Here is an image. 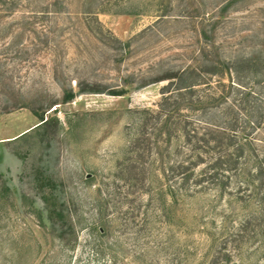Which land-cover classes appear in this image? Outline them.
Wrapping results in <instances>:
<instances>
[{
	"label": "rangeland",
	"instance_id": "rangeland-1",
	"mask_svg": "<svg viewBox=\"0 0 264 264\" xmlns=\"http://www.w3.org/2000/svg\"><path fill=\"white\" fill-rule=\"evenodd\" d=\"M227 1L0 3V264L212 262L223 249L219 232L240 217L229 214L224 200L200 195L175 206L165 225L145 194L134 201L127 158L137 110L155 106L166 83L151 80L192 62L201 28L217 21L209 34L226 55L261 48L264 0L221 11ZM142 79L149 83L136 88ZM87 83L104 92L64 100ZM122 88L129 89L107 93ZM40 172L62 184L75 226L67 243L47 219ZM244 240L229 264H264L258 239Z\"/></svg>",
	"mask_w": 264,
	"mask_h": 264
},
{
	"label": "trees",
	"instance_id": "trees-1",
	"mask_svg": "<svg viewBox=\"0 0 264 264\" xmlns=\"http://www.w3.org/2000/svg\"><path fill=\"white\" fill-rule=\"evenodd\" d=\"M237 1L241 0L227 1L220 10ZM216 26L213 21L209 30L201 28L203 40L191 63L151 80L166 83L155 106L137 110L128 146V180L134 201L145 194L151 212L165 225L185 199L209 195L224 200L229 214L240 218L230 231L219 232L216 240L223 249L210 264H229L245 237H256L264 250V40L261 48L247 54L226 55L209 34ZM148 83L142 79L135 87ZM128 89L107 93L123 95ZM100 92L104 89L99 85L87 83L66 92L64 100ZM37 181L52 230L67 243L75 226L62 184L44 172ZM228 243L235 246L229 250Z\"/></svg>",
	"mask_w": 264,
	"mask_h": 264
}]
</instances>
